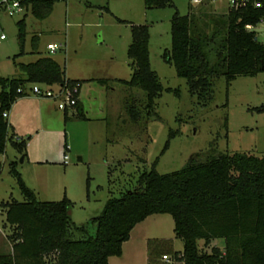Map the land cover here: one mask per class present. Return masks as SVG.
Masks as SVG:
<instances>
[{
  "label": "rangeland",
  "instance_id": "rangeland-1",
  "mask_svg": "<svg viewBox=\"0 0 264 264\" xmlns=\"http://www.w3.org/2000/svg\"><path fill=\"white\" fill-rule=\"evenodd\" d=\"M171 2L172 6L145 9L142 0H57L42 19L30 12L0 16V33L5 35L0 41V77L22 76L15 63L48 56L66 75L107 80L99 87L93 81L83 87L84 94L91 96L85 120L67 112L63 121L61 110L50 99L59 113L50 112L49 117L37 119L31 101L35 97L15 99L16 127L23 138L31 136L21 161V155L9 143L0 154V201L22 200L8 173L9 164L15 162L22 181L37 199L57 201L64 194L72 203L71 221L81 225L98 215L109 191L117 195L132 189L138 174L151 165L159 174L168 173L208 150L213 154L247 152L264 156V73L238 75L228 83L222 75L214 76L210 100L203 105L189 94L185 80L161 57L170 45L169 22L174 12H189L196 18L195 24L201 26L207 20L204 15L226 10L225 0L199 5L189 0ZM19 19L24 23L21 53L15 24ZM129 24L147 26L149 67L162 87L154 99L156 117L143 109L145 97L141 89L117 81L127 80L132 69L126 56ZM248 29L261 40L263 26L256 23ZM47 43L54 44L53 52L45 49ZM166 88L177 89V94ZM129 101L140 110L138 121L130 120L125 111ZM39 127L41 130L34 133ZM170 132L174 134L169 136ZM26 152L29 159L53 163H31ZM62 153L67 157L66 164L61 163ZM172 227L168 214H152L131 231L122 255L113 262L145 264L146 245L141 235L146 232L173 239ZM10 232L0 209V253L9 252L5 246L7 236H3ZM222 243L217 238L204 246L197 240V247L209 252L211 245L220 247Z\"/></svg>",
  "mask_w": 264,
  "mask_h": 264
},
{
  "label": "trees",
  "instance_id": "trees-1",
  "mask_svg": "<svg viewBox=\"0 0 264 264\" xmlns=\"http://www.w3.org/2000/svg\"><path fill=\"white\" fill-rule=\"evenodd\" d=\"M55 1L27 3L30 13L42 19ZM142 3L145 9L172 6L171 0ZM204 17L207 20L197 26L189 12H174L169 22L170 45L161 54L175 74L185 80L189 94L203 105L210 100L214 76L222 75L228 83L238 75L264 73V46L256 32L246 27L264 17V0L259 8L246 4ZM15 24L21 53L23 19ZM208 27L209 32H205ZM129 33L126 56L132 69L127 80L117 81L141 89L145 97L143 109L156 117L154 99L162 87L149 67L147 26L129 24ZM15 67L22 76L0 77V154L9 143L24 158L28 137L14 138L9 134L2 113L16 98L24 96L21 90L27 84L65 82L78 83L80 87L84 80L66 79L62 68L48 56L15 63ZM95 81L103 85L107 80ZM166 90L177 94V89ZM131 102H127L125 111L135 122L141 117L140 110ZM73 109L75 117L85 120L77 102ZM63 148L67 149L64 144ZM209 152L193 155L179 169L168 173L159 174L151 165L138 174L132 189L117 195L109 191L98 215L81 225L71 221L72 203L64 194L57 201L37 199L22 181L15 162H11L8 173L22 200L0 201L4 221L11 230L7 236L10 251L0 253V264H108V257L121 254V244L128 239L132 227L152 214L171 217L173 236L180 240L181 250H172L168 240L148 239V264H170L158 260L162 255L173 264H264V156ZM217 238L223 241L221 247L211 245L209 252L197 247V240L206 246Z\"/></svg>",
  "mask_w": 264,
  "mask_h": 264
},
{
  "label": "built area",
  "instance_id": "built-area-1",
  "mask_svg": "<svg viewBox=\"0 0 264 264\" xmlns=\"http://www.w3.org/2000/svg\"><path fill=\"white\" fill-rule=\"evenodd\" d=\"M190 3L199 5V4H215L221 0H189ZM226 10L229 8H236L238 6H243L250 4L255 8L261 6V0H225ZM224 12L221 13H225ZM26 12H30V5L27 3V0H0V16H13V15H24ZM257 24L263 26L261 31V44L264 46V17H261ZM247 28L251 26L247 25ZM5 39V35L0 33V41ZM45 49L48 52H53L55 50L54 44L47 43ZM24 96H33L35 98H47L52 100L55 103V107L59 110H73L75 103L77 102L79 85L78 83L66 84L57 83V84H44V83H30L25 86L23 90ZM2 116L6 117V112L2 113ZM67 161L66 155H63V162ZM162 261L173 264L174 261L168 258L166 255L161 256Z\"/></svg>",
  "mask_w": 264,
  "mask_h": 264
},
{
  "label": "crops",
  "instance_id": "crops-1",
  "mask_svg": "<svg viewBox=\"0 0 264 264\" xmlns=\"http://www.w3.org/2000/svg\"><path fill=\"white\" fill-rule=\"evenodd\" d=\"M55 62L57 63V61H55ZM64 77L66 79H70V80H80V81L84 80V82H82L81 85H80V87H79V92H78V97H77V104L81 107L85 119H88L86 117V114H87V109L90 107L89 99H91V96H87L86 94H84L83 87H85L86 85H89L90 82H92V81L94 83H96L98 85V87L99 86H102V85H100L99 83H97L96 81H94L96 79H93L92 77H81L80 75H66L65 73H64ZM97 79H99V78H97ZM23 97H27V96H22L20 98H23ZM18 99H19V97H18ZM31 101L33 102V106L35 107V110H34V113L35 114L34 115L37 116V119L40 118V119L43 120V118L49 117V113L50 112L57 113V114L59 113L58 111H56V110L53 109V105H52L51 102L48 101V99H45V98H34ZM16 106L17 105L15 104V100H14V102L10 105L8 111L6 112L5 119H6V122L8 124V129H9L8 133L11 134L12 136H14V138L15 137H22L23 138V136H22L23 133H21L20 131H18V129L16 127V125H17V123L15 122V113L17 112ZM54 106H55V104H54ZM61 112H62L61 113L62 114V120H63V116L64 115L66 116V113L67 112H70V116H74V109L73 110L65 109V110H61ZM40 130H41V128L39 127L34 133H37ZM30 136L31 135H27L26 137H28V139H29ZM63 155H65V154L62 153V162L61 163L62 164H66L67 161L65 163L63 162ZM26 158L28 159V160L26 159L27 161H31V163H35V164H40V163H53L52 161H49V160L29 159L28 152H26ZM149 216H151V215H149ZM149 216H147L141 222L135 224L132 227V229L129 232V237H130L131 231H133L135 228L141 226V224L143 223V221L145 219H147ZM6 236H8V234H5L3 237L5 238ZM141 236H142V239L141 240H142V242H143L144 245H146V242H147L148 239H158V240H166V241L168 240L172 250H175V251H180L181 250V243L178 242L179 239L178 240H174L175 238L172 239L169 236L167 238H164V237H161V236H159L157 234L155 235V234L146 233V232L143 233ZM0 237H2V236H0ZM129 237H128V239L126 241H124L121 244V254L119 256H110V257L107 258V263L108 264H116L113 261L116 258L119 259V257L122 255L123 245H124V243H126L129 240ZM7 241L5 242V246L7 247L8 251H10V245H9V243H7ZM176 242L180 245V247H177V245L175 244ZM173 244H174V246H173ZM144 254H145V258H144L145 259V264H148V254H147V249L146 248L144 249ZM161 254H163V253H161ZM158 260H160V259H158Z\"/></svg>",
  "mask_w": 264,
  "mask_h": 264
},
{
  "label": "water",
  "instance_id": "water-1",
  "mask_svg": "<svg viewBox=\"0 0 264 264\" xmlns=\"http://www.w3.org/2000/svg\"><path fill=\"white\" fill-rule=\"evenodd\" d=\"M77 159H79V158H77ZM21 160H22V157L19 158V161H21Z\"/></svg>",
  "mask_w": 264,
  "mask_h": 264
}]
</instances>
